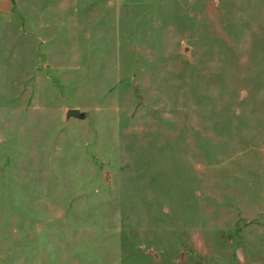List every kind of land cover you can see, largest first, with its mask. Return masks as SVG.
Instances as JSON below:
<instances>
[{"label":"rangeland","instance_id":"obj_1","mask_svg":"<svg viewBox=\"0 0 264 264\" xmlns=\"http://www.w3.org/2000/svg\"><path fill=\"white\" fill-rule=\"evenodd\" d=\"M0 264H264V0H0Z\"/></svg>","mask_w":264,"mask_h":264},{"label":"water","instance_id":"obj_2","mask_svg":"<svg viewBox=\"0 0 264 264\" xmlns=\"http://www.w3.org/2000/svg\"><path fill=\"white\" fill-rule=\"evenodd\" d=\"M66 119H76V120H83L85 118V114L80 112L78 109H69L65 114Z\"/></svg>","mask_w":264,"mask_h":264}]
</instances>
